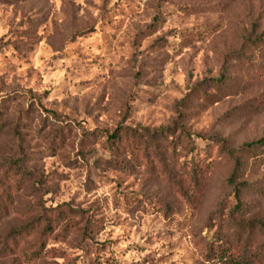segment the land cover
<instances>
[{
  "label": "rangeland",
  "instance_id": "1",
  "mask_svg": "<svg viewBox=\"0 0 264 264\" xmlns=\"http://www.w3.org/2000/svg\"><path fill=\"white\" fill-rule=\"evenodd\" d=\"M262 138L264 0H0L1 177H27L0 238L53 221L41 257L31 232L0 264H217L216 233L261 247L264 153L237 213L219 145Z\"/></svg>",
  "mask_w": 264,
  "mask_h": 264
},
{
  "label": "trees",
  "instance_id": "2",
  "mask_svg": "<svg viewBox=\"0 0 264 264\" xmlns=\"http://www.w3.org/2000/svg\"><path fill=\"white\" fill-rule=\"evenodd\" d=\"M160 136H164L163 132H161ZM120 141L121 135H118V131H116L113 135H107L106 142L110 146L111 144L119 146L121 143ZM110 149H112V147ZM219 149L220 153L233 164V172L228 179V184L230 185V187L234 188V193L236 199L238 200V203L234 208L237 213H240L243 209L241 203L239 202V196L241 192L240 188H242V186L245 187L246 184L238 186L236 180H238L239 175L241 174V172H243L247 162L256 160L259 156H261L260 153H264V138L251 141L238 150H232L228 148L224 142H221L219 145ZM197 164L198 162L193 160L188 169L190 178L193 182H196L195 176L197 175L198 171ZM1 168L2 167H0V214H2L5 210L6 204H12L11 188H16V190L18 191L19 189H21V184L23 183V181L27 179L26 175H23L20 172L24 168L20 161L13 164V167L10 168V171L6 173L5 178L1 177ZM7 181L14 182L12 183L13 186H11L10 188L7 187V183H5ZM236 223L239 229L247 233L251 231V228L255 224L254 220L246 223L237 221ZM260 226L261 231H264V224H261ZM52 231L53 221L48 217H43V219L37 221V223L19 227L11 231L4 238H0V256L6 254L10 250L9 248L11 241H15L17 238H22L25 234L32 232V234L36 236V248L34 249V251H32L30 258H39L41 257L42 251H44L45 248V238L46 236L50 235ZM220 238L221 236L216 233L211 241L217 244L215 250H213L214 247L211 246V253H213L214 259L216 260L217 264H264V244L260 247L256 246V244L254 245L253 242L251 243V232L250 234H247L246 240H244V238H241V244L231 245L232 243L228 242L223 244Z\"/></svg>",
  "mask_w": 264,
  "mask_h": 264
}]
</instances>
